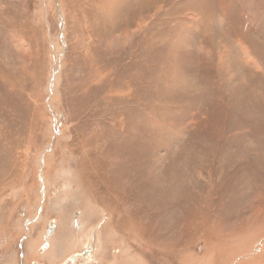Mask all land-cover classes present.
Returning a JSON list of instances; mask_svg holds the SVG:
<instances>
[{
  "label": "rangeland",
  "instance_id": "1",
  "mask_svg": "<svg viewBox=\"0 0 264 264\" xmlns=\"http://www.w3.org/2000/svg\"><path fill=\"white\" fill-rule=\"evenodd\" d=\"M0 264H264V0H0Z\"/></svg>",
  "mask_w": 264,
  "mask_h": 264
}]
</instances>
